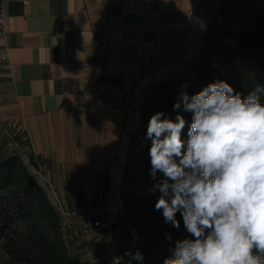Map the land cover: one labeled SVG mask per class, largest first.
<instances>
[{"label":"crops","instance_id":"1","mask_svg":"<svg viewBox=\"0 0 264 264\" xmlns=\"http://www.w3.org/2000/svg\"><path fill=\"white\" fill-rule=\"evenodd\" d=\"M202 3L0 0V123L21 132L57 187L104 179L126 160L135 85L200 51L211 18Z\"/></svg>","mask_w":264,"mask_h":264},{"label":"clouds","instance_id":"2","mask_svg":"<svg viewBox=\"0 0 264 264\" xmlns=\"http://www.w3.org/2000/svg\"><path fill=\"white\" fill-rule=\"evenodd\" d=\"M262 97L264 86L242 96L223 80L182 92L173 109L192 113L186 140L179 112L174 121L163 112L150 117V175L163 174L153 188L160 193L155 209L177 229L179 212L193 237L175 241L164 264H264ZM125 255L144 259L138 249Z\"/></svg>","mask_w":264,"mask_h":264},{"label":"trees","instance_id":"3","mask_svg":"<svg viewBox=\"0 0 264 264\" xmlns=\"http://www.w3.org/2000/svg\"><path fill=\"white\" fill-rule=\"evenodd\" d=\"M205 52L217 55L222 71L202 63L198 73L201 87L191 86L187 74L147 86L140 118L129 133L120 191L125 214L119 226L127 234L135 229L147 243L138 245L144 256L142 262L128 257L121 264H164L172 255L170 249L175 241L193 238L179 212L177 229L164 222L162 210L155 209L160 193L153 192V188L163 174L158 172L155 179L150 175L151 140L146 135L147 126L157 112L173 121L179 112L186 120L182 132V139L186 140L192 113L184 112L183 107L173 109L182 92L191 96L216 80L226 81L242 96H247L256 84L264 86V0H218L217 13L210 18L204 34L201 53ZM16 138L21 143L22 136ZM27 156L37 165L32 154ZM159 222L161 239L154 243L151 230ZM169 235L171 240L166 239ZM4 259L12 264H72L61 215L18 151L0 158V264Z\"/></svg>","mask_w":264,"mask_h":264},{"label":"rangeland","instance_id":"4","mask_svg":"<svg viewBox=\"0 0 264 264\" xmlns=\"http://www.w3.org/2000/svg\"><path fill=\"white\" fill-rule=\"evenodd\" d=\"M202 7L207 16L212 17L217 13L218 0H203ZM202 63H207L210 69L222 71V64L217 55L210 52L202 54L200 48L196 56L184 57L181 63L162 72L161 75L164 76H156L150 82L167 80L178 74H187L190 75L188 83L191 86L201 87L203 82L198 73L201 72ZM150 82L145 83L141 80L135 86L139 85V89L147 90ZM142 109L143 106L141 109L132 111L133 129L140 118ZM17 132V136L22 135L13 126L0 123V158L13 151H18L39 183L44 179L51 180L28 158L29 150L26 140L22 137L20 143L16 138ZM128 139L129 133L124 138V147L127 146ZM125 162L126 160L118 157L111 161L104 179L101 176L67 177L62 179L64 186L60 188L57 187L55 181L51 180L53 188L46 192L61 215L64 237L72 256V264H121L129 257L125 255L126 251L135 252L137 249L140 250L138 245L147 243V240L139 238L133 244L134 236L138 237L135 229H131L130 234H127L124 229H116L123 224L124 211L123 213L118 212L117 215L122 214V217L120 216L115 223L110 221L115 211L112 206L114 197L120 195ZM161 226L162 223L159 222L151 230L154 243L161 239ZM1 264L12 263L4 259Z\"/></svg>","mask_w":264,"mask_h":264},{"label":"built area","instance_id":"5","mask_svg":"<svg viewBox=\"0 0 264 264\" xmlns=\"http://www.w3.org/2000/svg\"><path fill=\"white\" fill-rule=\"evenodd\" d=\"M26 3H27V1H26ZM3 25H4V17L2 15H0V30H1ZM185 57H189V55H186ZM6 60H7V56H2L0 58V61H6ZM161 74H162V71L158 72L155 75L146 77L145 79H143V81L145 83H147V82L149 83L156 76L160 77ZM161 76H164V75H161ZM146 95H147V90L139 89V85L134 87V89L132 91V96H131V106H130L131 112L134 109H141V107L144 106ZM40 184L45 188L46 191H49L50 189L53 188L51 180H49V179L42 180ZM111 204H110V206H111ZM112 206L114 207L115 211H114L113 218H110V221L112 223H115L119 219V217L122 216V214L117 215L118 212L123 213L122 211H124L121 195H116L114 197V204ZM116 229L120 230L119 227H117Z\"/></svg>","mask_w":264,"mask_h":264}]
</instances>
